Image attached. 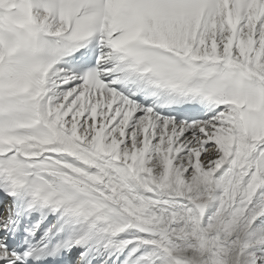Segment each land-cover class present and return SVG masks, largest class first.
<instances>
[{
    "label": "snow or ice",
    "instance_id": "snow-or-ice-1",
    "mask_svg": "<svg viewBox=\"0 0 264 264\" xmlns=\"http://www.w3.org/2000/svg\"><path fill=\"white\" fill-rule=\"evenodd\" d=\"M0 264H264V0H0Z\"/></svg>",
    "mask_w": 264,
    "mask_h": 264
}]
</instances>
